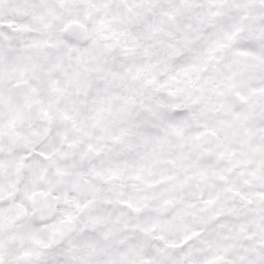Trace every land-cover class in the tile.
<instances>
[{
	"label": "snow or ice",
	"instance_id": "obj_1",
	"mask_svg": "<svg viewBox=\"0 0 264 264\" xmlns=\"http://www.w3.org/2000/svg\"><path fill=\"white\" fill-rule=\"evenodd\" d=\"M0 264H264V0H0Z\"/></svg>",
	"mask_w": 264,
	"mask_h": 264
}]
</instances>
